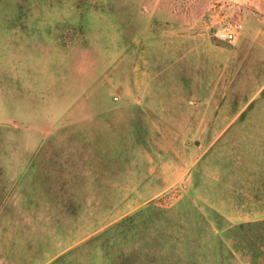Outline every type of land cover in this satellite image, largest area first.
Returning <instances> with one entry per match:
<instances>
[{"label": "rangeland", "instance_id": "rangeland-1", "mask_svg": "<svg viewBox=\"0 0 264 264\" xmlns=\"http://www.w3.org/2000/svg\"><path fill=\"white\" fill-rule=\"evenodd\" d=\"M0 264H264V0H0Z\"/></svg>", "mask_w": 264, "mask_h": 264}, {"label": "built area", "instance_id": "built-area-1", "mask_svg": "<svg viewBox=\"0 0 264 264\" xmlns=\"http://www.w3.org/2000/svg\"><path fill=\"white\" fill-rule=\"evenodd\" d=\"M242 29V23L226 24L218 32V36L224 40H235L239 31Z\"/></svg>", "mask_w": 264, "mask_h": 264}]
</instances>
